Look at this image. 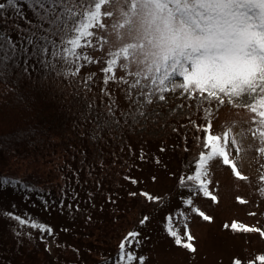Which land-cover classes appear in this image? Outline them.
<instances>
[{
  "label": "rangeland",
  "instance_id": "rangeland-1",
  "mask_svg": "<svg viewBox=\"0 0 264 264\" xmlns=\"http://www.w3.org/2000/svg\"><path fill=\"white\" fill-rule=\"evenodd\" d=\"M28 3L30 0L21 4L23 11L31 16ZM102 11H113L116 16L102 17L106 29H94L93 46L79 50L86 52L91 62L80 61L82 67L74 75L68 73L74 72L75 65L58 69L59 74L48 71L46 75L43 72L38 75L42 74L48 85L59 83L60 89L63 87L73 93L71 98L82 107L78 106V111L89 121L92 133L103 137L101 142L107 151L103 156L85 158V165L77 170L79 185H73V195L69 190L66 193L70 197L51 190L50 193L32 190L25 198L26 193L20 189L0 186V250L8 241L10 246H16L42 236L52 254L64 264L75 260L70 254L73 249L78 255L74 263L104 264L110 258L109 264H115L118 242L125 241L129 232H139L141 235L130 250L138 257H145L143 264H233L236 259L241 264H264L258 259L264 256V236L261 235L264 233V179H261L264 177V154L258 152L264 144L258 135L259 126L253 123L259 117L247 106L253 101L246 96L230 98L220 94L221 104L220 100L208 99L206 92L201 95L177 87L164 92L163 100L156 96L151 103H145L140 97V111L144 113L141 116L138 106L131 105L125 95L135 76L117 68L113 80L110 78L113 73L102 71L109 59L107 52L115 41L110 25L113 19L119 18L120 6L108 5ZM98 37L107 39L108 43L102 44ZM130 71L135 73L136 66L132 65ZM132 92V99H136V90ZM109 106L115 108L114 118L108 115ZM98 124L103 126L98 127ZM197 127L210 128L212 135L221 137V144L226 134L229 159L244 177H237L231 166L223 165L222 158L211 161L206 179L211 181L209 191L217 197L215 202L203 197L202 193L193 195L179 184L180 177L194 174V169L192 164L187 166L185 160L179 158L174 145L181 137L183 140V137L195 135ZM156 147H159L158 152ZM132 192H147L163 199L158 207H146L144 213L150 219L143 226L133 213L136 210L135 201L129 195ZM61 197L63 210L59 205ZM188 197L193 199V206L210 217L209 221L192 213L182 202ZM69 204L71 209L67 207ZM181 210L187 217L186 229L177 219ZM5 211L34 219L50 227L52 234L20 226L5 217ZM169 215L173 216L174 226L180 228L182 241L188 242L186 232L192 235L195 252L175 245L167 234L166 217ZM130 220H135L134 226ZM233 223L241 230L234 231ZM243 228L259 231L245 232ZM94 229L104 233L102 244L84 241L85 234L91 235ZM16 231L21 235L17 236ZM6 233L10 234L9 240L4 238ZM91 251L96 253L90 254ZM99 257L102 261L97 260ZM134 264H139V260Z\"/></svg>",
  "mask_w": 264,
  "mask_h": 264
},
{
  "label": "snow or ice",
  "instance_id": "snow-or-ice-1",
  "mask_svg": "<svg viewBox=\"0 0 264 264\" xmlns=\"http://www.w3.org/2000/svg\"><path fill=\"white\" fill-rule=\"evenodd\" d=\"M113 4L120 6V12L119 18L113 19L110 25L115 41L107 52L109 59L102 71L113 73L110 77L113 80L117 68L135 76L125 95L131 105L138 106L137 111H140V97L145 103H151L156 96L163 100L164 92L177 87L201 95L206 92L208 99L220 100L221 104L220 94L230 98L246 96L253 101L247 106L259 117L253 123L259 126L258 135L264 144V0H30L27 6L31 16L23 11L20 0H0V24L5 25L0 28V80L7 83L15 76L13 83L18 86L22 79L31 80L33 72L59 74L57 70L67 65H75L74 72L69 75L79 73L80 61L91 62L88 54L79 50L93 46L94 29H106L102 17L116 16L113 11H102ZM98 39L102 44L108 43L103 37ZM132 65L137 68L135 73L130 71ZM124 82L128 83L127 80ZM133 89L136 99H132ZM107 112L115 117L114 106H109ZM140 115H144L143 111ZM97 120H100L99 115ZM115 122L119 124V120ZM102 126L98 124V127ZM204 131L205 151L192 162L194 174L186 178L181 176L179 184L193 195L202 193L203 197H210L215 202L217 197L209 191L211 181L206 179L211 161L222 158L223 165L231 166L237 177H244L229 159L226 134L225 142L221 144V137L212 135L210 128ZM236 151L239 153L240 149ZM258 152L264 154V147ZM9 184L28 187L19 180L0 179V186ZM129 195L136 196L137 193ZM141 195L149 201L160 199L147 193ZM182 202L204 221L210 220L193 206L191 197ZM47 203L45 201L46 206ZM67 207L71 209L72 205ZM3 215L20 226L27 225L40 233L52 234L50 227L34 219L22 218L11 211H5ZM149 219L144 216L140 224L145 225ZM177 219L186 229L187 217L182 210ZM166 222L167 234L175 245L195 252L192 235L186 232L188 242H184L180 228L173 224L172 215L166 217ZM231 228L241 230L236 223ZM242 230L259 231L255 228ZM15 234L21 235L18 231ZM140 235L139 232L128 233L119 245L115 264H134L137 260L143 264L145 257H138L130 250ZM258 259L264 261V256ZM109 260L106 259L104 264H109ZM233 264L241 262L236 259Z\"/></svg>",
  "mask_w": 264,
  "mask_h": 264
},
{
  "label": "trees",
  "instance_id": "trees-1",
  "mask_svg": "<svg viewBox=\"0 0 264 264\" xmlns=\"http://www.w3.org/2000/svg\"><path fill=\"white\" fill-rule=\"evenodd\" d=\"M24 1L20 0V3ZM2 27L5 25L0 24ZM15 79L14 76L7 83L0 80V179L19 180L27 185V188L7 185L25 192V198L31 193L29 189L47 193L51 190L60 196L70 197L66 193L73 195V185H79L80 173L77 170L85 165V158L89 155L103 156L107 151L101 142L103 137L92 133L89 121L85 120L83 112L78 111V106L82 108L80 102L71 98L73 93L68 89H60L59 83L50 86L37 72L32 73L31 80H20L18 86L13 83ZM205 128H195V135L183 137V140L181 137L174 145L175 153L182 161L185 160L187 166L205 151ZM158 149L156 147V152ZM141 193L147 192L132 196L136 210L133 213L138 221L146 216V207H158L163 203L162 198L149 201ZM62 199H59V205L63 210ZM134 222L130 220L133 226ZM103 235L94 229L91 235L85 234L84 241L102 244ZM4 238L9 240L10 234L6 233ZM120 244L119 241L116 252ZM93 253L96 252H90ZM70 254L75 258L70 264H77L74 263L78 257L76 251L73 249ZM97 260L102 261L101 257ZM0 264L64 263L52 254L46 241L39 236L16 246H10L8 241L0 250Z\"/></svg>",
  "mask_w": 264,
  "mask_h": 264
}]
</instances>
